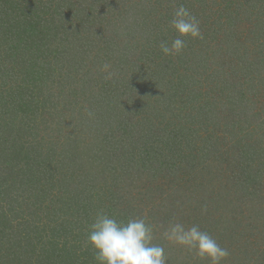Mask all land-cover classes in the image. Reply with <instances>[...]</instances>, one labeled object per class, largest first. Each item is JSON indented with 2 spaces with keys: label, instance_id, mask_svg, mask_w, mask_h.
<instances>
[{
  "label": "trees",
  "instance_id": "trees-1",
  "mask_svg": "<svg viewBox=\"0 0 264 264\" xmlns=\"http://www.w3.org/2000/svg\"><path fill=\"white\" fill-rule=\"evenodd\" d=\"M104 1L96 5L93 18L94 11L84 8L82 0H0V264H96L81 222H92L101 210L118 220L130 219L122 213L134 208L129 198L136 180L177 173L183 164L193 165L191 158L211 144L212 124L221 121L214 112L221 98L245 109V83L226 78L217 83L214 98L198 101L200 106L191 110L181 105H192L201 94L189 89L183 73L175 71L178 79L172 78L168 63L190 52L196 55L194 45L165 56L152 38L165 28L176 36L163 19H172L177 8L168 6L172 14L156 11L161 16L144 29L134 28L135 22L122 23L127 20L124 0ZM166 1L171 0L156 3L164 7ZM189 11L201 18L197 8ZM69 19L74 20L70 27ZM105 64L113 73L110 79L102 71ZM257 69L243 71L250 75ZM82 74L89 75L88 82L99 83V92L88 95L89 101L75 87ZM138 80L143 87L133 85ZM252 84L259 88V82ZM140 87L144 95L137 91ZM161 97L166 99L158 106ZM81 102L87 111L102 113L97 122L110 130L93 141L92 149L75 134L91 122H77L73 133L62 132L63 119L71 116L70 110L74 117V107L82 110ZM122 115L127 121L120 120ZM156 123L163 131L151 142L144 140L139 133L143 126ZM196 124L206 125L202 147L192 136L198 132ZM62 143L65 158L54 154ZM122 176L129 181L123 182ZM136 195L141 202L143 191ZM62 226L75 241L81 236L85 240L86 249L79 255L74 245L69 249L64 240L54 239Z\"/></svg>",
  "mask_w": 264,
  "mask_h": 264
},
{
  "label": "rangeland",
  "instance_id": "rangeland-1",
  "mask_svg": "<svg viewBox=\"0 0 264 264\" xmlns=\"http://www.w3.org/2000/svg\"><path fill=\"white\" fill-rule=\"evenodd\" d=\"M59 1L43 0L52 4ZM156 1L158 0H124L128 3V7L123 12L127 20L122 23L135 22L134 28L144 26L145 29L147 28L145 25H148L150 29L151 24L154 23L153 19L157 21V17L161 16L156 11L172 14L170 10L168 12V6L178 8L176 6L178 3L188 9L197 8L198 14L201 15L198 20L203 39H192L188 42V38H185V47L182 51L189 50L188 44H193L196 55L190 52L187 57L178 58L179 60L174 57L168 63L173 66L172 78L178 79L174 75L175 71L183 73L189 89L199 91L201 94V98L192 105H189L190 102L181 105L187 106V110H191L193 105L194 108L200 106L198 101L202 102L212 96V92H216L219 86L217 84L219 80L226 78L228 82L240 80L245 83L244 88L241 87L245 109L238 108L237 103L232 107V103L227 104L221 98L219 107L217 105L216 109L213 108L221 121L218 126L212 124L215 128L212 132L214 134L210 137L211 144L208 143V147L199 150L196 159L191 158L190 163L193 165L182 163L183 168L177 173L157 174L152 179L148 177V179L136 180L134 185H137V188L131 195L133 199L129 198L134 203V208L132 212L125 211L126 214L122 213V215H128V218L143 217L153 226L152 243L164 247L168 264H208L206 260H199L195 252H188L163 237V230L170 222H180L185 227L198 225L202 231L208 232L222 247L229 250V256L224 264H264V0H191L189 4L188 0H171L166 1L164 7ZM82 2L84 8H92L93 18L97 10L96 5L106 4L104 0H82ZM150 20L151 24H149ZM170 21L171 19H163L166 23L164 26L167 27ZM73 23L74 20L69 19V27ZM154 34L156 37L152 38L157 42V48L160 44L158 40L163 41L162 37L168 41L176 38L168 28L163 29L162 33L156 30ZM146 38L148 40V34L141 40ZM70 44H75L71 37ZM71 47L72 45H69V51ZM259 60L261 63H257ZM251 66L258 68V72L247 75L243 70ZM87 76L89 75L82 74V81L76 82L75 87L89 101L88 95L97 94L100 88H98L99 83L88 82ZM256 82H259V88L252 84ZM138 84L143 87L141 80L133 81V85ZM141 87L138 92L142 91ZM94 99L95 97H92L91 101H95ZM164 99L158 98L157 105ZM123 100L124 98L121 102ZM98 101H100L99 96ZM79 105H83L84 108L76 110L74 107V117L70 110L71 116L67 115L63 119L62 132L68 133L71 130L73 133L77 122H91L87 129L85 124V129L83 127L75 134L80 133L83 142L92 149L91 144L95 143L93 141L105 133H110V130L105 126L102 128L97 122L104 118L102 113L94 111L96 113L94 117L89 118L85 109L86 103L81 102ZM246 105L249 106V110ZM138 110L139 106L136 110L134 108L130 118ZM240 113H243V116L236 115ZM120 120L127 121L123 115L120 116ZM160 126L163 125L157 123L153 126L145 125L139 133L144 140L151 142L154 140V135L159 136L163 131ZM195 126L198 132L193 133L192 136H196L202 147L204 138L200 136H203L202 131L206 125ZM61 147H64L63 143L58 148L55 147L54 154L63 158L68 154L64 148L63 152H60ZM205 151L208 152L207 156ZM122 180L128 182L129 178L122 176ZM122 185L125 187L123 183ZM104 191L105 189L101 193ZM140 191L144 194L141 202L135 198ZM53 196L55 198L56 195ZM90 223L81 222L84 232L88 231ZM62 231L64 227L58 232L56 230L54 236L56 241L64 240L69 249L74 245L77 255L86 249V242L82 236L75 241L73 233L69 235L66 231Z\"/></svg>",
  "mask_w": 264,
  "mask_h": 264
},
{
  "label": "clouds",
  "instance_id": "clouds-1",
  "mask_svg": "<svg viewBox=\"0 0 264 264\" xmlns=\"http://www.w3.org/2000/svg\"><path fill=\"white\" fill-rule=\"evenodd\" d=\"M169 28L176 38L160 42V51L165 56L179 55L185 47V38L203 39L199 20L183 4L175 10ZM109 67L103 65L102 71L110 79L113 73ZM87 114L94 117L92 111ZM162 234L167 241L195 252L199 260L208 264H224L229 256V250L198 225L185 227L180 222H170ZM153 239V226L145 218L118 220L102 210L96 213L87 232V244L94 250L96 264H168L164 247L152 243Z\"/></svg>",
  "mask_w": 264,
  "mask_h": 264
}]
</instances>
